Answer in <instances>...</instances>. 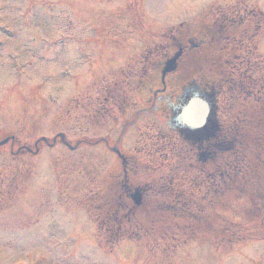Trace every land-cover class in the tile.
<instances>
[{"label":"rangeland","instance_id":"1","mask_svg":"<svg viewBox=\"0 0 264 264\" xmlns=\"http://www.w3.org/2000/svg\"><path fill=\"white\" fill-rule=\"evenodd\" d=\"M227 71L236 154L208 166L171 114ZM261 110L264 0H0V264H264ZM166 198L199 221L145 216Z\"/></svg>","mask_w":264,"mask_h":264},{"label":"trees","instance_id":"2","mask_svg":"<svg viewBox=\"0 0 264 264\" xmlns=\"http://www.w3.org/2000/svg\"><path fill=\"white\" fill-rule=\"evenodd\" d=\"M191 47H192V49L193 50H195L196 48H197V46H195L194 44H192L191 45ZM181 136H182V138L184 139V140H186V138H185V135L183 134V133H181ZM183 206L181 207V208H178V210H179V213H180V215L179 216H176V217H170L169 215H170V213H168V214H166V215H163V214H161L160 212H156L155 210H153V211H150L149 213H146V217H150V218H155V217H160L161 219H163V221L164 222H166V223H171L174 219H179V220H182V222L183 223H185L186 222V220L189 218V217H187V216H185L186 215V213L184 212L183 213ZM172 211L174 210V209H171ZM174 212V211H173ZM195 219V218H194ZM196 220H194V221H192L191 223H194ZM204 231V230H203ZM204 233H205V231H204ZM203 233V234H204ZM226 233V232H225ZM201 233H198V231H197V228L195 227L194 229H192V230H186L182 235H183V237H185V236H187V237H194V236H196V235H200ZM234 237V239H236L237 238V235H235L234 233H232V237L231 238H233Z\"/></svg>","mask_w":264,"mask_h":264},{"label":"water","instance_id":"3","mask_svg":"<svg viewBox=\"0 0 264 264\" xmlns=\"http://www.w3.org/2000/svg\"><path fill=\"white\" fill-rule=\"evenodd\" d=\"M195 109H196V105H195L194 102H192L191 104H189L186 108H184V109L182 110V113H181V116H180V117H181V120H182L183 122H185V123H188V124H190V125H194V126H196V125L202 123V122H203V118H204L205 111H204V113L200 116V119H199L200 121H198V123H190V122L188 121L189 116H190L191 114L194 113ZM201 113H202V112H201Z\"/></svg>","mask_w":264,"mask_h":264}]
</instances>
